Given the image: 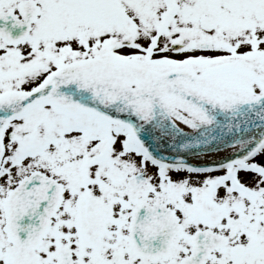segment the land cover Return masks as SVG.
<instances>
[{"label":"snow or ice","instance_id":"snow-or-ice-1","mask_svg":"<svg viewBox=\"0 0 264 264\" xmlns=\"http://www.w3.org/2000/svg\"><path fill=\"white\" fill-rule=\"evenodd\" d=\"M0 264H264V0H0Z\"/></svg>","mask_w":264,"mask_h":264}]
</instances>
